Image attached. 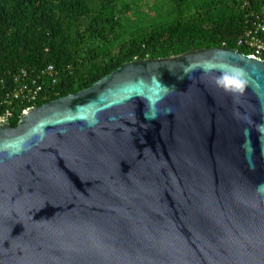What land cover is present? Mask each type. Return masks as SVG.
Returning a JSON list of instances; mask_svg holds the SVG:
<instances>
[{
  "label": "water",
  "instance_id": "95a60500",
  "mask_svg": "<svg viewBox=\"0 0 264 264\" xmlns=\"http://www.w3.org/2000/svg\"><path fill=\"white\" fill-rule=\"evenodd\" d=\"M0 264H264V64L133 60L0 124Z\"/></svg>",
  "mask_w": 264,
  "mask_h": 264
},
{
  "label": "trees",
  "instance_id": "16d2710c",
  "mask_svg": "<svg viewBox=\"0 0 264 264\" xmlns=\"http://www.w3.org/2000/svg\"><path fill=\"white\" fill-rule=\"evenodd\" d=\"M208 11L205 18L197 16L195 23L165 26L149 39L143 37L127 47L121 46L116 55L86 66L83 62L93 53V47L107 35H115L103 18L93 27L82 23L83 19L93 25L97 21L94 16L89 18L87 0H0V75L52 65L59 76L54 87L57 94L47 100L51 101L89 87L125 62L164 58L222 44L236 49L233 38L240 30V16L235 0L229 13ZM237 50L246 54L243 49ZM16 123V119L10 121L12 127Z\"/></svg>",
  "mask_w": 264,
  "mask_h": 264
},
{
  "label": "rangeland",
  "instance_id": "374dc122",
  "mask_svg": "<svg viewBox=\"0 0 264 264\" xmlns=\"http://www.w3.org/2000/svg\"><path fill=\"white\" fill-rule=\"evenodd\" d=\"M234 0H87L91 12L89 18L96 17L94 25L88 19L83 24L91 27L105 19L114 31V36L107 35L93 53L83 62L92 66L103 62L109 56L116 55L121 46L148 37L165 26L188 25L195 23L197 16L205 18L210 14L229 13ZM214 8L216 10H214ZM232 11V10H231ZM209 15V14H208ZM106 23V22H105ZM93 56V57H92ZM88 68V67H86ZM59 76V73H58ZM57 76V79H58Z\"/></svg>",
  "mask_w": 264,
  "mask_h": 264
},
{
  "label": "built area",
  "instance_id": "2783aa9c",
  "mask_svg": "<svg viewBox=\"0 0 264 264\" xmlns=\"http://www.w3.org/2000/svg\"><path fill=\"white\" fill-rule=\"evenodd\" d=\"M235 2L240 16V30L233 38L235 50L243 49L245 55L264 64V1L253 0V4L250 0ZM57 76L52 65L36 71L21 68L0 75V124L18 120L55 96Z\"/></svg>",
  "mask_w": 264,
  "mask_h": 264
},
{
  "label": "clouds",
  "instance_id": "9594fccd",
  "mask_svg": "<svg viewBox=\"0 0 264 264\" xmlns=\"http://www.w3.org/2000/svg\"><path fill=\"white\" fill-rule=\"evenodd\" d=\"M224 83L226 88L234 92H243L245 87V82L240 79V74L238 72L234 77H225Z\"/></svg>",
  "mask_w": 264,
  "mask_h": 264
}]
</instances>
